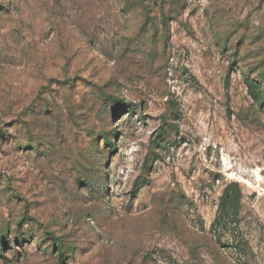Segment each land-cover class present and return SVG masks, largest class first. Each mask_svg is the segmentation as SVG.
Wrapping results in <instances>:
<instances>
[{"label":"rangeland","instance_id":"374dc122","mask_svg":"<svg viewBox=\"0 0 264 264\" xmlns=\"http://www.w3.org/2000/svg\"><path fill=\"white\" fill-rule=\"evenodd\" d=\"M59 247L264 264V0H0V264Z\"/></svg>","mask_w":264,"mask_h":264},{"label":"trees","instance_id":"16d2710c","mask_svg":"<svg viewBox=\"0 0 264 264\" xmlns=\"http://www.w3.org/2000/svg\"><path fill=\"white\" fill-rule=\"evenodd\" d=\"M257 98V97H256ZM263 104V103H260ZM109 146V145H108ZM240 201V196L238 192L233 188H227L226 191L223 193L222 197L220 198V216L217 219L218 224H223L222 219L228 218L230 216L231 211H235L238 205V202ZM235 213V212H234ZM51 240H54L53 237L50 238ZM59 244V243H57ZM59 264H64V254L61 248L59 247Z\"/></svg>","mask_w":264,"mask_h":264}]
</instances>
